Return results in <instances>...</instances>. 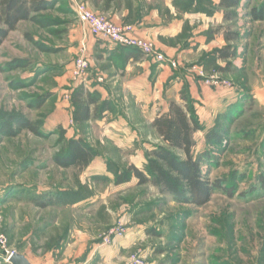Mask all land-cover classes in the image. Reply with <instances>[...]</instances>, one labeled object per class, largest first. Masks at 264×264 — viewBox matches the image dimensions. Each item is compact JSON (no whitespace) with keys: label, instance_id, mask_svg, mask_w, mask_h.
Masks as SVG:
<instances>
[{"label":"rangeland","instance_id":"1","mask_svg":"<svg viewBox=\"0 0 264 264\" xmlns=\"http://www.w3.org/2000/svg\"><path fill=\"white\" fill-rule=\"evenodd\" d=\"M76 2L118 25L131 23L113 20L110 10L126 9L130 15L136 10L138 16L158 11L164 22L182 24V32L169 41L173 54L163 53L178 59L193 48L190 58L175 61L183 80L193 73L196 82L191 98L202 129L194 135V155L209 151L204 173L237 188L234 196L217 190L199 206L136 178L116 183L118 172L133 163L143 168L154 145L165 144L151 123L170 99L179 100L180 89L174 74L152 65L151 89L127 90L121 76L109 84L115 91L99 94L100 102L110 104L103 117L73 120V96L84 83L73 75L81 41L89 46L88 80L106 82L103 69L114 64L101 63L76 16ZM52 3L36 20H22L0 44V235L5 239L0 238V264H12L11 251L32 264H73L87 259L94 246L97 252L87 264H130L133 255L144 264H264V20L252 12L264 7V0H241L229 10L218 0H196L207 12L191 11L203 14L193 22L188 0H174L176 12L165 0ZM228 31L238 37L226 41ZM145 38L162 51L155 39ZM228 43L235 56L218 58L216 49ZM13 62L20 65L8 68ZM25 119L36 123L40 134L24 127ZM215 130L222 136L216 143L208 138ZM78 137L98 153L91 164L83 169L57 164L55 155L66 153L69 140ZM45 200L51 203L37 204ZM121 225L131 244L106 260L99 249L116 240L104 244L105 234Z\"/></svg>","mask_w":264,"mask_h":264},{"label":"trees","instance_id":"2","mask_svg":"<svg viewBox=\"0 0 264 264\" xmlns=\"http://www.w3.org/2000/svg\"><path fill=\"white\" fill-rule=\"evenodd\" d=\"M195 1L188 0L189 11L207 12L204 8L196 7ZM240 1L219 0L218 5L224 10H229L237 7ZM52 2L53 0H0V44L22 20H36V14L51 8ZM252 12L255 19L264 20V7H255ZM237 37L236 32L228 31L225 40L230 42ZM96 38L99 39L97 36ZM120 48L126 57L140 58L144 55L141 50L134 47L120 46ZM215 53L218 58L228 60L235 56L236 50L228 43L227 46L217 48ZM154 61L158 62L156 59ZM169 63L171 64L170 61ZM16 65L20 64L13 62L8 68L13 69ZM173 68L172 79L183 77L184 73L180 72L181 67ZM220 69L224 70L223 67ZM183 82L179 100L170 99L168 109L159 111L151 123L165 144L154 145V148L148 152L143 168L133 163L128 169L118 172L115 181L117 184H122L136 178L139 184L149 183L180 202H191L202 206L217 190L224 191L232 197L237 192V188L227 186L224 179L212 180L208 174L204 173L202 165L211 159L209 151L204 150L200 155H194V135L202 129V123L196 115L189 82L186 78ZM99 94L98 91H86L84 83L79 85L73 96L75 105L73 120L83 123L103 117V113L110 109V104L106 100L100 102ZM22 124L34 133L40 134L36 123L25 119ZM62 132L64 133V130ZM208 138L216 143L221 141L222 136L215 130L208 133ZM67 148L66 153H58L54 157L57 164L66 168L74 166L83 169L89 166L98 154L95 148L81 137L70 139ZM180 153L184 156L182 157ZM262 185L264 187V179ZM50 203L51 200L37 202L41 207Z\"/></svg>","mask_w":264,"mask_h":264},{"label":"crops","instance_id":"3","mask_svg":"<svg viewBox=\"0 0 264 264\" xmlns=\"http://www.w3.org/2000/svg\"><path fill=\"white\" fill-rule=\"evenodd\" d=\"M97 2H102L103 0H96ZM167 2V5L170 6L171 12H176V8L174 9V0H165ZM219 2V0H218ZM109 10V9H108ZM141 10V9H140ZM175 10V11H174ZM129 10L123 9L120 11H112L110 10L108 14H110L113 17V20L120 22V23H131L135 26L137 32L145 37L155 39L160 46L162 47V52H165L168 57L171 56L172 50L171 46H169V41L173 37H177L182 32V24L176 19V20H168V22L163 21V17L161 15H158V11H153L154 13L151 15H147V13H144L142 11V14L138 16L136 10L133 11V15H130ZM188 16H191V19L193 21L197 20V16H200V12L198 13H191L189 11ZM173 18V17H172ZM198 19H201L198 17ZM91 37V46L94 47L95 53L99 54V58L101 63H104L105 61H110L114 63L112 67L109 69L104 70L103 73L106 75V82H99L96 79L87 80L84 84V89L86 91L90 92H112L115 91L114 89H110L109 84L113 82L114 84H117L118 80H120L121 76L125 79L123 80V85L125 89L129 90H141V89H151L149 86V77L151 72V66L154 65L161 73H167V74H174V68L171 66L169 62H160V61H154V59H149L145 57L144 55L140 56V58H132V57H126L125 53L121 51L120 46H116L113 44L108 43L107 41H104L102 39L96 38L91 32H89ZM186 54L184 57H181L180 54H178L177 58H172L174 60L183 61V58L186 56L190 58L191 53L193 52V48L189 49L186 48L184 50ZM173 54V53H172ZM170 59V60H171ZM178 68H180L178 66ZM166 74V75H167ZM193 73H188L187 77L189 81V85L191 89L196 86V82L193 81ZM174 85L176 87H179L181 90V87L183 85V77H177L173 79ZM203 85V83H202ZM125 237H118L116 238V241L113 245L109 246H102V248L99 249L101 251L102 255L106 258V260H112L113 258L119 257L124 251L121 246H129L128 244H131L130 241L132 239L131 236L125 238ZM118 240V241H117ZM134 240H132V243ZM127 245V246H126ZM97 246H94L92 250H90V253L85 260L75 261L73 264H87V262H90L96 254ZM28 258V257H27Z\"/></svg>","mask_w":264,"mask_h":264},{"label":"built area","instance_id":"4","mask_svg":"<svg viewBox=\"0 0 264 264\" xmlns=\"http://www.w3.org/2000/svg\"><path fill=\"white\" fill-rule=\"evenodd\" d=\"M76 16L81 19L87 27L88 31L91 32L95 37L107 41L110 44L116 46H130L137 48L143 52L144 55L156 59L160 62H171L173 67H177V62L175 60H168L162 51H160L156 45L147 40L144 36L140 35L133 24L118 25L109 20L107 17L94 13L91 11L85 3L76 2L75 6ZM89 52V46L86 39L81 41V53L77 56L75 60V65L73 69V75L76 79H79L84 84L88 80L87 67L89 61H87V53ZM126 229L123 225L112 228L104 237V244H111L118 237H125ZM2 240L4 237L0 235ZM13 251L10 252L9 260ZM130 264H144V260L138 255H133L129 261Z\"/></svg>","mask_w":264,"mask_h":264},{"label":"water","instance_id":"5","mask_svg":"<svg viewBox=\"0 0 264 264\" xmlns=\"http://www.w3.org/2000/svg\"><path fill=\"white\" fill-rule=\"evenodd\" d=\"M11 263L12 264H32L28 258L17 251H14V254L11 257Z\"/></svg>","mask_w":264,"mask_h":264}]
</instances>
